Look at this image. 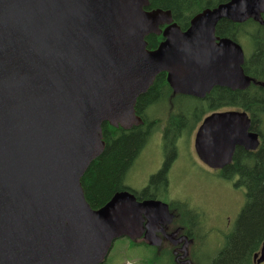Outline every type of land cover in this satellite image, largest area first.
I'll list each match as a JSON object with an SVG mask.
<instances>
[{"label": "water", "instance_id": "1", "mask_svg": "<svg viewBox=\"0 0 264 264\" xmlns=\"http://www.w3.org/2000/svg\"><path fill=\"white\" fill-rule=\"evenodd\" d=\"M148 0H0V264H101L120 237L141 235L129 191L92 209L80 179L104 149L102 125L142 124L134 106L166 72L175 94L203 99L214 87L245 90L239 42L216 35L222 19L263 22L264 0H228L182 31ZM164 27V28H163ZM162 34L157 48L145 38ZM247 112L206 116L193 142L213 170L260 135ZM165 223L173 215L157 202ZM158 245V243H154ZM264 262V240L253 256Z\"/></svg>", "mask_w": 264, "mask_h": 264}, {"label": "trees", "instance_id": "2", "mask_svg": "<svg viewBox=\"0 0 264 264\" xmlns=\"http://www.w3.org/2000/svg\"><path fill=\"white\" fill-rule=\"evenodd\" d=\"M148 1L149 10L157 8L170 10L173 22L184 31L189 27L194 15L228 0ZM261 18L264 22V13ZM216 35L231 38L239 43L245 40L251 44V52L245 55L243 64L245 74L253 78L249 87L236 91L214 87L204 99H197L173 94L166 73H159L147 91L137 98L134 106L136 114L144 120V124L125 129L103 123L104 149L90 163L80 179V184L84 198L92 209L102 207L116 192L128 190L127 178L136 165L138 155L149 140V126L151 122H155L158 127L160 122L158 118L152 121L147 109L164 99H169L171 95L176 99L194 98L197 102L204 103L205 107H197L200 110L196 112L203 115L228 109L245 111L251 118L252 130L260 135V145L255 151L237 148L233 162L221 170L220 174L225 181L238 177L235 186L244 187L245 203L234 225L223 234L221 245L215 236L214 245H218L213 250L211 248L210 258L195 255L197 257L194 256L193 259L194 264H254L253 256L259 251L264 240V87L259 86L264 82V23L254 19L242 23L222 19L216 26ZM162 40L161 33L150 34L145 38L147 49L157 48ZM185 109L188 112L185 113ZM191 111L184 108L185 116L177 114L168 119L163 138L167 148L174 145L175 137H178L180 127L184 126V121L188 119ZM161 177L162 172H159L154 179L157 181ZM174 224L181 225L180 217H175ZM199 243L205 245L203 240ZM160 251L161 249L155 248L157 262L163 261L159 255Z\"/></svg>", "mask_w": 264, "mask_h": 264}, {"label": "rangeland", "instance_id": "3", "mask_svg": "<svg viewBox=\"0 0 264 264\" xmlns=\"http://www.w3.org/2000/svg\"><path fill=\"white\" fill-rule=\"evenodd\" d=\"M240 45L245 55L251 52V44L248 41L242 40ZM170 98H174L175 101L179 99H176L173 95L170 96ZM180 99L182 100V106L192 111L189 112L188 119L184 121V126L180 127L181 138L178 137V142H176L179 149V159L177 166H174L170 175V200L173 202L172 205L175 209L180 207V203H178L176 199L189 203L193 202L192 204L196 206L203 204L210 210L209 212L203 207L209 215L208 221L211 225H218L219 227L228 225L226 222L227 216L232 217L234 225L235 220L245 203V189L242 186H235L237 177H234L231 181H225L220 177L217 170L209 169L198 160L195 152L193 151V142L195 138V130L200 124L199 121L203 117V114H201V112H196L200 110L197 109V107L205 106L204 103L197 102L194 98ZM156 106L147 109L148 116L152 121L159 118L160 122L164 126L167 120L170 117H173L174 114L168 116V110L165 102H162L157 107ZM160 132L161 129L159 128L152 134L151 139H149L144 150L139 156L136 165L127 178V185L135 188L140 186L147 180V176L153 174L157 169L161 146L164 145L162 139L161 146H158L159 140H157V138ZM146 172L147 174L145 175ZM178 212L180 213V210H178ZM182 213H184V210ZM180 222L183 224L181 217ZM214 234L215 235L207 237L206 239V237L200 238L196 233H194L196 243L190 247V253L188 255L191 264H194V248L201 240H203L206 247L212 248L213 250L214 246L216 247L218 245H214L216 236L219 245H221L224 231L218 228L214 231ZM121 246H123V242H121V240L113 242V248L111 250L110 258L107 260V264H113L119 261L122 258V254L126 256L125 261L130 264H174L171 245L166 246L169 248V251L164 249L160 251L159 255L163 259L162 262L151 261V259H154L156 255L152 247L142 245L145 247H129L127 249L124 244L123 249L120 250Z\"/></svg>", "mask_w": 264, "mask_h": 264}, {"label": "flooded vegetation", "instance_id": "4", "mask_svg": "<svg viewBox=\"0 0 264 264\" xmlns=\"http://www.w3.org/2000/svg\"><path fill=\"white\" fill-rule=\"evenodd\" d=\"M259 86L264 87V82L259 84ZM162 102H165L167 106L168 116L171 114H174L173 117L177 114L182 115V117L185 116L184 107L181 104V99H178L176 101L174 98L164 99L158 102L157 105L159 106V104H161ZM186 112L188 111H186L185 109V113ZM204 117L201 118L200 122H202ZM168 121L169 120H167L164 126L161 122H159L158 127L155 122H151V125L149 126V139H151V136L156 129H161V132L157 138V140H159L158 146H161L162 139L165 137L164 129ZM180 133L181 132L179 131L178 137L181 138ZM178 137H175L174 145L172 146V148H167L165 145L161 146V153L158 159L157 169L153 174L147 176V180L145 182H143L136 188L129 185L127 186L128 191L134 194L138 202L141 203L144 201H152L153 203L151 205L154 206L155 209L143 208L141 211L136 212V222L140 227L141 232L140 237L134 240H131L128 237H122L118 240H121V242H123V246L125 244L127 249L129 247H145L142 245H146L152 248H159L161 250L164 249L169 251V248L166 246L171 245L175 264H189L191 263L188 257L190 253L189 250L190 247L196 243L194 233H196L200 238L215 235L214 231L218 228L223 230L225 233L232 227L233 221L232 217L227 216L226 222L228 223V225L223 227H219L218 225H211L208 221L209 215L204 209L206 208L210 212L206 205L199 204L200 206H196L193 205V202L190 200L189 201L192 203L178 199H176V201L180 203V207L175 209V207L172 205L173 202L170 200V175L174 169V166H177L179 159V149L176 145V142H178ZM144 148L141 150L135 162H137ZM147 172L145 173V175L147 174ZM159 172H162V177L160 180L155 181L154 176H156ZM217 172L219 175L221 174V170H217ZM159 201L167 204L169 213L173 215V220L171 223H165L166 217L162 214V211L157 205V202ZM178 210H180V213L178 212ZM183 210L184 213H182ZM176 216L182 218L183 224H174ZM154 243H158V245H154ZM112 246L103 264H107V260L110 258L111 250L113 248ZM123 246H121L120 250L123 249ZM193 254L194 256L200 255L208 259L211 256V248H208L202 243H199L195 246ZM125 258L126 256L122 254V258L113 264H130L129 262L125 261Z\"/></svg>", "mask_w": 264, "mask_h": 264}, {"label": "bare ground", "instance_id": "5", "mask_svg": "<svg viewBox=\"0 0 264 264\" xmlns=\"http://www.w3.org/2000/svg\"><path fill=\"white\" fill-rule=\"evenodd\" d=\"M178 26V25H177ZM179 27V26H178ZM180 28V27H179ZM183 31V30H182ZM185 31V30H184ZM173 92V91H172ZM173 94H175V93H173ZM176 95V94H175ZM183 95V94H182ZM186 96V95H185ZM215 247V246H214Z\"/></svg>", "mask_w": 264, "mask_h": 264}]
</instances>
